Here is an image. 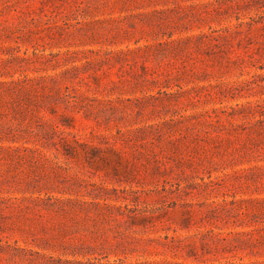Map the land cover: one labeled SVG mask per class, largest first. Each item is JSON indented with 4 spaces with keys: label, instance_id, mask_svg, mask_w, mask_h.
<instances>
[{
    "label": "rangeland",
    "instance_id": "obj_1",
    "mask_svg": "<svg viewBox=\"0 0 264 264\" xmlns=\"http://www.w3.org/2000/svg\"><path fill=\"white\" fill-rule=\"evenodd\" d=\"M248 197L264 0H0V264L263 261Z\"/></svg>",
    "mask_w": 264,
    "mask_h": 264
},
{
    "label": "trees",
    "instance_id": "obj_2",
    "mask_svg": "<svg viewBox=\"0 0 264 264\" xmlns=\"http://www.w3.org/2000/svg\"><path fill=\"white\" fill-rule=\"evenodd\" d=\"M225 205L230 204L227 209L232 213L235 212L237 219L233 220L239 224H246L248 229L234 231L235 238L241 239L251 246H264V197H248L240 199L224 200ZM224 205V206H225ZM255 224H258L255 226ZM222 239L228 240V237ZM226 264H264L263 261L253 263H241L228 261Z\"/></svg>",
    "mask_w": 264,
    "mask_h": 264
}]
</instances>
